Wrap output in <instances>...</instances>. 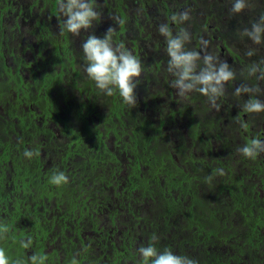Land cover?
Here are the masks:
<instances>
[{
  "label": "flooded vegetation",
  "instance_id": "af4514ba",
  "mask_svg": "<svg viewBox=\"0 0 264 264\" xmlns=\"http://www.w3.org/2000/svg\"><path fill=\"white\" fill-rule=\"evenodd\" d=\"M234 1L0 0V119L8 118L9 125L19 130L18 135L10 127L0 130L3 131V135L0 132V140L3 141L0 142L1 164H4L7 173L12 172L9 164L14 156L18 157L16 161L21 158L30 161L33 158L34 154L30 156L29 151L34 152L36 143H42L39 154L46 158V147L51 138L44 133L39 134L37 125L63 137L65 128L68 132V125L66 127L63 121L55 122L43 117L39 107L44 103L42 96L52 100L60 94L63 96L65 91V97L70 95L73 100L81 99L73 104L83 106L79 113L87 121L78 119L77 128H86L94 134L97 128L106 132L101 124L103 113L108 108L103 104L104 100L111 101L112 98L104 96L102 92L92 93L90 87L88 90L85 88L89 84L86 80L88 74L100 77L99 66L103 63L106 71L110 62L112 65L118 64V69L114 67L111 71L114 85L116 78L126 73L125 86L131 89L130 95L135 94V98H132L133 102L137 101L132 105L135 109L158 115L157 121H160L164 110L166 114L169 113V119L175 115L171 126L165 127L171 137L170 142H173L170 144L173 146L169 145L171 159L178 170L173 176L161 168H156L153 173L161 178V183L174 187L171 191L180 196L178 199L192 201L196 199L195 194H199L209 201L211 197L208 198L200 187L203 185L207 188L211 182L212 185L216 183L213 197L222 205V196L217 191L229 183V171L222 173L224 166L213 171V166L220 164L213 163V157L219 161L224 159L225 164H235L241 157H249L248 163L256 171L255 180L261 186L260 194L264 195V50L257 49L259 55L246 56L245 47H232V42L226 38L231 31L214 18L219 14L223 20L228 19L232 32L237 35L235 38H238V27L232 28L237 20L231 23L230 15ZM253 1L264 3V0ZM200 3L206 6L204 19L197 24L198 29L203 27L198 33L203 37L190 51L187 45H180L183 35L189 38V32L196 30V18H189V14L195 7L200 12ZM258 19L250 17L248 21L255 28ZM210 21L215 24H210ZM186 23L192 25L191 30L188 31ZM237 24L240 25L238 21ZM193 44H196L195 39ZM210 50L215 54L208 55ZM197 53L200 58H208L205 63L194 67V55ZM192 67L195 71L191 76L188 69ZM198 71L200 74L196 73ZM207 82L213 87L207 85L204 89ZM237 84L239 87L245 86L244 94L234 93L233 88ZM69 102L63 104L67 114ZM192 102L199 108L193 116L188 109ZM76 112L74 110L71 114ZM118 113L121 118L119 128L122 132L129 131L130 115L124 113V109ZM196 118L201 121L191 130L189 124L194 123ZM21 126L25 128L24 131L20 130ZM217 127L221 128L223 134ZM205 130L210 132L209 135L205 134ZM4 131L12 135V141H4L7 139ZM109 133L106 145L122 156L118 164L108 160L104 162L107 178L110 179L107 184L112 201H102L108 208L102 210L99 207L102 205L96 206L98 211L94 212L93 219H78L72 226L78 229L75 241L80 253L91 247V250L94 248L101 254L104 245L120 244L118 239L122 227L117 230L116 222L113 223L108 215L115 204L118 208L123 207L127 216L130 215L129 206L135 207V212L140 207L143 211L144 204L136 199L140 192L129 189L134 155L126 148L122 149V144L118 146L121 141L114 140L112 133L118 136L121 134L119 130L112 128ZM199 133L204 139L203 144ZM226 133H230L232 139L227 143L232 144L227 151L223 147ZM172 164L175 168V164ZM52 165L50 159L43 162V167L50 170L55 168ZM147 168L142 166L144 170ZM214 179L217 181L214 182ZM128 193L135 198L123 203L125 207L120 206V197ZM143 215L131 214L132 218L135 217L133 220L142 224L143 230L160 231L157 221L145 224L144 218L148 215ZM195 218L194 224L197 222ZM137 240V249L139 243L148 242L141 234ZM112 251L113 247L109 252Z\"/></svg>",
  "mask_w": 264,
  "mask_h": 264
},
{
  "label": "trees",
  "instance_id": "16d2710c",
  "mask_svg": "<svg viewBox=\"0 0 264 264\" xmlns=\"http://www.w3.org/2000/svg\"><path fill=\"white\" fill-rule=\"evenodd\" d=\"M249 1L236 0L231 4V23L237 19L240 23L234 22L232 28L238 27L240 33L246 29L244 22L250 17L259 18L255 24L257 31L264 23V4H260L258 14V10H254L257 3L250 7ZM198 33L199 29L194 34L196 44L203 37ZM227 36L237 37L233 32ZM186 45L182 42L180 47ZM194 56V67L205 63L204 58L197 59L198 53ZM107 67L108 70L100 73V77L88 74L86 80L89 84L85 88L88 90L90 87V92H102L112 98L111 101L104 100L103 104L108 108L102 111L104 119L101 125L106 132L98 128L96 134L86 128L79 130L77 120L87 119L79 113L83 106L73 102L81 99L73 100L70 95L65 97L63 91L64 98L61 94L52 100L42 96L44 103L39 106L45 119L63 121L66 127L68 125V132L66 128L63 130L64 137L37 125L39 134L44 133L51 138L46 147V158L39 154L42 143H36L34 152L29 151L30 156L34 154L33 158L16 161L18 157L14 156L9 164L12 172L7 173L0 157V264H264V195L260 194L261 186L255 180L256 171L248 163L249 157H241L235 164H225L224 159L219 161L213 157V163H220L218 167L213 166V171L221 166L225 167L221 168L222 173L229 171V183L217 191L222 196V205L213 197L216 183L212 185L211 182L207 188L200 187L208 198L211 197L209 201L199 194H195L196 199L192 201L178 199L180 196L171 191L174 187L161 183V178L153 173L156 168H161L173 176L178 170L171 159L169 145L173 143L165 127L171 126L175 115L169 119V113L164 110L160 121H157L158 115L135 109L132 106L137 103L132 101L135 94L130 95L131 89L125 86L126 73L119 75L114 85L111 71L114 67L118 69V64H108ZM194 67L186 68L191 76ZM204 68L201 67V70ZM196 73L200 74V71ZM66 102L70 106L68 114L64 112L63 104ZM86 109L89 108L86 106ZM123 109L130 115L131 126L127 132H122L118 125L121 120L118 111ZM188 109L191 116L199 110L194 102L188 105ZM74 110L77 112L73 115ZM7 120L0 119V130L10 127L18 135L19 130L9 125ZM200 121L196 118L194 123L189 124L190 129L193 130ZM112 128L121 132L118 136L112 133L116 142L121 141L118 146L122 144V149L126 148L134 155L129 189L140 192L136 199L144 204L143 211L140 207L135 212V207L128 208L127 204L130 213L127 216L125 209L118 208L114 203L108 215L113 223L116 222L117 230L122 227L118 239L120 244L104 245L101 254L94 248L91 250V247L80 253L75 241L78 229L72 226L78 219H93L94 212L98 211L96 206L102 205L99 206L102 210L107 207L102 201H112L107 184L110 179L107 178L104 162L108 160L118 164L122 157L106 145ZM217 129L223 134L220 127ZM20 130L25 128L21 126ZM207 131L205 134L209 135ZM0 132L3 135V131ZM4 133L7 137L4 141H12V135ZM199 135L203 144L204 139ZM225 138L223 147L227 151L232 147V144H227L232 140L230 133H226ZM213 155L216 156L214 151ZM48 159L52 167L55 166L52 170L43 167V162ZM143 165L148 166L147 170L142 169ZM134 198L130 193L123 195L120 206ZM62 206L65 208L62 209ZM57 210L59 212L54 213ZM134 213L148 215L144 218L145 224L157 221L160 231L143 230L142 224L133 220L135 217L132 218L131 214ZM194 218L197 220L195 224ZM139 234L148 242L139 243L137 249L135 243ZM112 247L113 251L109 252Z\"/></svg>",
  "mask_w": 264,
  "mask_h": 264
},
{
  "label": "rangeland",
  "instance_id": "374dc122",
  "mask_svg": "<svg viewBox=\"0 0 264 264\" xmlns=\"http://www.w3.org/2000/svg\"><path fill=\"white\" fill-rule=\"evenodd\" d=\"M253 3H254V1L250 0L249 1V6H252ZM262 4H264V3H262ZM200 5L202 7V10L200 12H198V8L195 7V9L193 10L194 12L192 11L193 13L191 12L189 14V18H191L193 16L196 18V26H197L198 23H200L204 19L203 16L206 14V6L201 4V3H200ZM260 6H261L260 4H257V6H255L254 10L257 12V10L259 9ZM214 18L217 19L220 22L222 27H224L226 29H229L232 32V29H231V27L229 26V24L227 22L228 19H224L223 20L222 16L219 15V14H218V16H216ZM238 20L239 19H237V21ZM209 23L213 24V25L215 24V22H211V21ZM244 23L247 25V27H246V29H244L240 33L238 38H231V37H226V38H227V40L232 42V44H231L232 47L233 46L234 47L244 46L245 47V51H246L245 52L246 56L251 57L252 55L254 56L255 54L259 55L260 52L257 49L264 50V31H262V28H264V23L261 24L258 27V31L254 27L251 26V23L249 21H246ZM185 26L188 28V31L192 29V25L190 23H186ZM202 28L203 27H199V30L202 29ZM197 30L198 29L196 27L195 32H197ZM195 32H192V33L189 32V38H188V35H183L182 36V38H183L182 42L187 44L188 48H189L190 45H192L191 48L189 49L190 51H192L194 49V46L197 45V44H193V40H194L193 36H194ZM255 33H259V35L255 36ZM217 37H218V35H216L215 40H216ZM205 48L208 49L207 46H205ZM220 53H222L221 50H220ZM220 53H216V55H219ZM211 54H215V53L214 52L212 53L211 50H210L208 55H211ZM225 54H227V53H224V55ZM198 58H200L199 55H198ZM207 58L208 57L206 56L203 60H206ZM107 64H110V62H108ZM105 68H106V66L103 63H101V67L99 66L98 71L100 73H103L105 71ZM207 85L210 86V87H213V85L210 82H207V83H204L203 88L205 89V87ZM221 86H222L223 89H225V86L223 85V83L221 84ZM244 89H245L244 85L239 87V85L237 84L235 86V88H233V91L237 95H242V94H244V93H242V92H244ZM171 143H173V142H171Z\"/></svg>",
  "mask_w": 264,
  "mask_h": 264
}]
</instances>
